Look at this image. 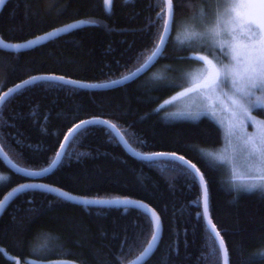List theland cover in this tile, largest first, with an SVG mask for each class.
Returning <instances> with one entry per match:
<instances>
[{
    "label": "trees",
    "instance_id": "16d2710c",
    "mask_svg": "<svg viewBox=\"0 0 264 264\" xmlns=\"http://www.w3.org/2000/svg\"><path fill=\"white\" fill-rule=\"evenodd\" d=\"M170 40L156 65L122 87L88 90L39 82L10 97L0 110V146L20 167L42 170L54 160L76 125L102 119L114 124L142 154L172 153L194 163L206 181L209 210L228 251L229 264H264V194L237 192L207 151L223 142L212 119L168 120L159 110L180 84L184 67L199 62L175 43L176 33L207 0H172ZM164 0H9L0 13V37L24 42L58 27L88 21L32 50L0 49V95L30 78L51 75L103 84L141 66L155 50L165 23ZM183 68V69H182ZM163 71L165 79L155 75ZM169 78V79H168ZM0 202L14 188L33 182L0 160ZM39 183L89 199H132L160 217V242L143 264H222L203 216L195 175L169 160L131 156L115 135L91 125L71 140L59 166ZM153 234L149 216L136 208L89 207L42 190L19 194L0 216V264L70 260L77 264H129Z\"/></svg>",
    "mask_w": 264,
    "mask_h": 264
},
{
    "label": "snow or ice",
    "instance_id": "6c2138e0",
    "mask_svg": "<svg viewBox=\"0 0 264 264\" xmlns=\"http://www.w3.org/2000/svg\"><path fill=\"white\" fill-rule=\"evenodd\" d=\"M5 2L6 0H0V7ZM105 2L110 9L112 0H105ZM167 2L169 15L174 17L175 10L172 8V0H167ZM213 3L212 14L214 20L212 25L209 26L207 23L206 12L202 16L200 10H197L196 15L189 17L186 21L185 32L187 35L186 40L182 43H187L191 47L195 37L207 39L215 45L216 50L220 52L223 59L193 57L202 65V79L188 91L192 92L202 88L218 91L222 88H228L237 97L236 99L229 97L232 104L251 120L248 109L239 101L246 99L250 107H259L264 110V0H213ZM197 26L202 27L204 30L196 32ZM157 51L162 54L161 50L158 49ZM257 93H260V95L257 96ZM260 124L264 127V121H261ZM79 127L78 125L77 128ZM251 156L264 167V138L253 147ZM257 179V183L247 186L248 191L259 190L264 192V174L259 175ZM61 195L66 194L62 193ZM100 203L132 204L127 200L102 201ZM132 206L135 207L136 205L132 204ZM3 209L4 205L0 202V214H2ZM207 211V192L205 191V214H207ZM152 218L154 232L147 247L138 257V264H143L158 240L159 217L152 214ZM225 264H227L226 249Z\"/></svg>",
    "mask_w": 264,
    "mask_h": 264
},
{
    "label": "rangeland",
    "instance_id": "374dc122",
    "mask_svg": "<svg viewBox=\"0 0 264 264\" xmlns=\"http://www.w3.org/2000/svg\"><path fill=\"white\" fill-rule=\"evenodd\" d=\"M213 7V0H207L201 11L202 16L206 12L209 26L212 25L214 20ZM185 28L186 22L179 27L175 36V43L189 48L190 57L223 59L220 52L216 50L215 45L207 39L195 37L191 47L187 43H182L186 40ZM203 30L200 26L195 29L196 32ZM202 70L200 63L184 67L181 72L180 84L185 83L186 85L163 101L158 109L165 111V117L168 120L196 121L202 117H207L215 121L222 129L223 142L217 149L207 151V157L224 169L227 181L235 191L264 194L259 190H247V186L257 183L258 176L264 174V167L251 156L253 147L264 138V127L260 124L261 121H264V110L259 107H250L246 99L240 100L239 102L243 103L245 108L248 109V115L252 118L249 120L244 112L232 104L229 97L233 99L237 97L228 88H222L218 91L202 88L189 92L188 90L202 79ZM164 74L163 71H159L155 77L162 80L166 78ZM256 95L259 96L260 93ZM5 177L6 175L0 173V182ZM262 253L264 254V250ZM13 260L15 264H77L70 260L38 261L29 259L25 263L15 257Z\"/></svg>",
    "mask_w": 264,
    "mask_h": 264
},
{
    "label": "water",
    "instance_id": "95a60500",
    "mask_svg": "<svg viewBox=\"0 0 264 264\" xmlns=\"http://www.w3.org/2000/svg\"><path fill=\"white\" fill-rule=\"evenodd\" d=\"M8 1L9 0H6V2L3 4V6L0 7V13ZM104 2H105V0H104ZM164 3H165V12H166L165 15L166 16H165V23H164L162 36H161L155 50L149 56V58L141 66H139L137 69H135L131 73H129V74L117 79V80H114V81H111L108 83H103V84H89V83L77 82V81L66 79L63 77L51 76V75H42V76L33 77V78H30L24 82H21V83L15 85L14 87L8 89L7 91L3 92L0 95V98H2V100H0V110H1L2 106L5 104V102L10 97H12L14 94H16L17 92L21 91L22 89H24L26 87H29V86L36 84V83H39V82H55V83H59V84L72 86L75 88L88 89V90H108V89H114V88L122 87L126 84H129L133 81H136L137 79H139L143 75L147 74L156 65V63L160 59L161 55L165 51V48H166V46L170 40L172 30H173L174 17H170V15H169L167 0H164ZM111 6H112V3H111ZM111 6L109 9L106 6V2H105V8H106L107 12L111 11ZM172 8H173V3H172ZM89 25H93V24L91 22H88V21H76V22L58 27L56 29H53L49 32H46V33L41 34L39 36H36V37L29 39L27 41L18 42V43L7 42L0 37V49L7 51V52H13V53L26 52V51L32 50L36 47H39L41 45H44L50 41H53L59 37L67 35V34L73 32L77 29H80V28H83V27L89 26ZM158 49L161 50L162 54H160L157 51ZM78 125L80 126L79 128H77ZM78 125L74 126L67 133V135L65 136V138H64L53 162L48 167H46L42 170H29V169L20 167L19 165L14 163L8 157V155L4 152V150L0 146V160L3 162V164L13 173L18 174V175H22L26 178L33 180V182L23 184L21 186L14 188L3 198V200L1 201L4 205L3 212L8 207V205L22 192H25L28 190H42L44 192L53 194V195L65 200V201L80 204L83 206L106 207V208H114V207L136 208V209L144 212L147 216H149V218L151 219V221L153 223L152 214H155V216H158V217H159V215L157 214V212L153 208H151L150 206H148L142 202L135 201L132 199H126V198L125 199H121V198H119V199L81 198L78 196L71 195V194L64 192L62 190L53 188L49 185L39 183L37 181L40 179H44L45 177L50 175L59 166L62 159L64 158L65 152H66L71 140L75 137V135L78 132H80L84 128L91 126V125H101V126H104L105 128H107L108 130H110L115 135L118 142L125 148V150L131 156H133L137 159H140V160L147 161V162H153V161H159V160H169L172 162H176V163L180 164L181 166L187 168L190 172H192L195 175L196 179L198 180V182L201 186V190H202L203 216H204L206 226L209 229L210 233L212 234L213 238L215 239V241L219 247V250L221 253V258H222V264H225V249L227 250L226 244H225L220 232L217 230L216 226L214 225L213 220H212L211 215H210L209 196H208V189H207L206 181L203 177L202 172L199 170V168L194 163H192L191 161H189L188 159H186L180 155L172 154V153H159V154H150V155L149 154H142V153L136 151L133 147H131V145L127 142V140L125 139V137L123 136L121 131L114 124H112L109 121H105L102 119H91V120L82 122ZM205 191L207 192V205H208L207 214H205V212H204V193H205ZM62 193L66 194V195L62 196L61 195ZM125 200L132 202V204H135L136 206L133 207L132 204L125 205V204H117V203H100L102 201H125ZM1 215L2 214H0V216ZM159 223H160V231H159V235H158V240L155 243L154 249L151 251L150 255H148L147 258L143 261V263H145L150 258V256L156 250V248L160 242L161 234H162V225H161L160 217H159ZM153 232H154V223H153ZM217 233H218V235H217ZM221 241H222V243H221ZM129 264H138V258H136L135 260H133ZM227 264H229L228 251H227Z\"/></svg>",
    "mask_w": 264,
    "mask_h": 264
}]
</instances>
